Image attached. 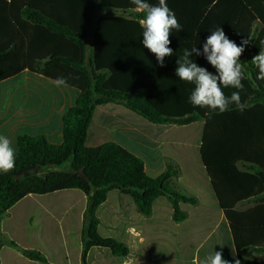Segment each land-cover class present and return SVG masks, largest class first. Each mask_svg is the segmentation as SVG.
I'll list each match as a JSON object with an SVG mask.
<instances>
[{"label":"trees","instance_id":"16d2710c","mask_svg":"<svg viewBox=\"0 0 264 264\" xmlns=\"http://www.w3.org/2000/svg\"><path fill=\"white\" fill-rule=\"evenodd\" d=\"M156 5L158 0H147ZM176 4V17L187 7L191 27L187 40L172 38L174 54L163 67L143 44V12L130 0H0V82L27 70L55 80L68 78L79 91L75 104L63 115L62 142L53 144L44 135H21L15 167L0 173V223L9 209L31 194L79 189L87 197L82 230V264H89L91 248H108L116 257L130 253L127 244L98 232L97 210L111 190L134 199L139 213L150 216L153 204L166 197L174 220L187 218L180 203L197 204L179 186L180 169L167 162L163 174L152 178L143 161L114 142L91 148L85 145L97 106L122 103L152 123L190 124L204 121L201 158L218 204L228 222L239 264H264L242 255L251 248L264 254V81L256 79L252 58L264 50V0H166ZM186 11V10H185ZM260 26L253 29L254 23ZM221 27L238 46L248 40L240 57L245 79L241 102L246 109L205 115L207 108L189 102L194 85L180 80L176 61L185 49L202 53L208 32ZM180 50V52H175ZM212 74L216 69L203 55L192 57ZM223 91L230 95L237 89ZM39 167L37 174L35 168ZM30 172L29 176H24ZM79 172H83L86 178ZM20 175L19 179L15 177ZM243 202L253 203L238 210ZM25 257L47 263L36 250L5 240Z\"/></svg>","mask_w":264,"mask_h":264},{"label":"crops","instance_id":"0c3cea01","mask_svg":"<svg viewBox=\"0 0 264 264\" xmlns=\"http://www.w3.org/2000/svg\"><path fill=\"white\" fill-rule=\"evenodd\" d=\"M182 5L183 18L177 19L183 30H173L170 35L189 44L191 27L186 16L190 5ZM168 6L176 14V4ZM259 26L255 22L253 29ZM52 81L25 70L0 82V135L8 136L15 150L21 135H44L53 144L62 142L63 115L75 104L79 91L57 87ZM204 125L202 120L185 125L152 123L119 102L96 107L87 132V147L119 144L143 161L145 172L152 178L163 174L167 162H172L181 171L180 188L198 202L180 203L187 218L176 222L166 197L157 198L152 214L145 216L131 196L111 190L97 210L98 232L127 244L130 253L116 257L108 248L93 247L87 257L89 264H200L215 251L235 264L238 257L231 231L201 158ZM252 206L243 202L237 209ZM86 207L87 197L79 189L24 197L3 217L0 233L23 249L39 251L47 263L31 260L4 244L0 264H82ZM242 255L256 261L264 257L251 248L243 250Z\"/></svg>","mask_w":264,"mask_h":264},{"label":"clouds","instance_id":"9594fccd","mask_svg":"<svg viewBox=\"0 0 264 264\" xmlns=\"http://www.w3.org/2000/svg\"><path fill=\"white\" fill-rule=\"evenodd\" d=\"M135 8L145 14L141 21L144 29L142 44L153 53L161 67L164 65L165 57L173 55V49L169 47V39L173 30L179 32L183 30L175 12L171 10L166 0H158V4L153 5L147 0H130ZM248 40L242 41L238 46L231 41L221 27L211 31L203 45V51L196 47L185 49L183 56L176 61V76L185 82L194 85L189 102L196 107L207 108L206 116L222 114L231 111L232 107L243 112L246 105L241 102L240 92L244 89L242 80L245 75L240 63V57L248 44ZM193 55H203L205 59L216 69L217 74H212L206 68L200 67L192 59ZM253 64L258 69L257 80L264 81V50L252 58ZM57 87H69L68 78L57 77L52 81ZM234 88L230 95H226L224 88ZM16 150L12 140L6 135H0V173L7 174L15 167ZM200 264H229L223 258L222 252L215 251L213 254L200 260ZM239 264V261H235Z\"/></svg>","mask_w":264,"mask_h":264},{"label":"water","instance_id":"95a60500","mask_svg":"<svg viewBox=\"0 0 264 264\" xmlns=\"http://www.w3.org/2000/svg\"><path fill=\"white\" fill-rule=\"evenodd\" d=\"M38 171H39V167L35 168L34 173L37 174ZM79 174H80L82 177L86 178V175H85L83 172H79ZM29 175H30V172H25V173H24V176H26V177L29 176ZM15 178H16V179H19V178H20V175L16 176Z\"/></svg>","mask_w":264,"mask_h":264}]
</instances>
